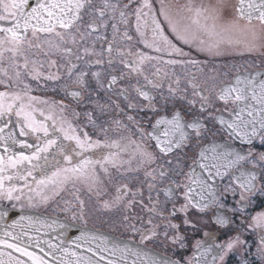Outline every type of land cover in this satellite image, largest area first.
Returning <instances> with one entry per match:
<instances>
[{
  "label": "snow or ice",
  "instance_id": "6c2138e0",
  "mask_svg": "<svg viewBox=\"0 0 264 264\" xmlns=\"http://www.w3.org/2000/svg\"><path fill=\"white\" fill-rule=\"evenodd\" d=\"M226 49H264V0H238L234 15L223 0L176 10L164 0H0V264H264V67L232 65L230 81L217 87L211 77L207 89L195 73L182 87L174 71L200 64L192 51ZM28 81L43 90L53 82L63 98L34 95ZM113 111L129 123L98 122ZM110 169L142 170L146 182L148 203L127 183L103 201L149 214L146 228L123 216L127 238L89 228L78 195V185L108 195ZM69 185L75 203L59 210L81 222L74 237L67 221L32 214ZM182 226L204 237L190 256L147 247L163 237L185 251Z\"/></svg>",
  "mask_w": 264,
  "mask_h": 264
},
{
  "label": "flooded vegetation",
  "instance_id": "af4514ba",
  "mask_svg": "<svg viewBox=\"0 0 264 264\" xmlns=\"http://www.w3.org/2000/svg\"><path fill=\"white\" fill-rule=\"evenodd\" d=\"M122 3H126L127 0H121ZM218 0H164L165 5L171 7L173 10L179 9L181 6L187 5L188 3H192L193 5L196 6H215L217 4ZM238 0H223V3L228 6L230 12L232 15L235 14V6L237 4ZM159 6V0H157V7ZM162 19V18H161ZM123 28V26H121ZM110 31V30H109ZM129 31L130 34H132L135 37V30H134V25L129 26ZM135 45L133 46V50H135ZM142 48V45H140ZM184 51H189L188 46H184ZM241 49H226L225 55L222 56H216V57H211L208 56L206 53H196L195 51H192L191 53V58L196 59L200 61V64L197 67H187V68H182L180 66H177L174 71L177 75L181 77V86L184 87L185 84L187 83V78H188V73H195L200 79L199 83L204 86L206 89L210 88L212 84V80L210 79L211 77H216V82H217V87L219 83L221 82H226L230 81L235 74V69L232 67V65H242L244 67H247L249 64L252 65L251 70H255L257 67H264V49H261L260 51L257 52H252V53H247L244 52L243 55H239L238 53L241 52ZM31 55V54H30ZM40 59H46L43 54H38ZM53 59H57L59 61L58 57H52ZM167 58V57H166ZM158 67H163L162 65H157ZM96 69H93L95 71ZM155 69L152 67H146L145 71L146 73H151ZM166 71H173L170 68H165ZM44 72L48 71L47 64L45 63V67L43 69ZM52 71H55V69H52ZM62 71V70H61ZM227 73V75H225ZM207 80V83L205 81ZM29 83L32 84V87L34 89L33 94L40 96L42 98H49V99H55L59 100L63 98L62 94H59L57 92L51 91V88L54 86L53 82H47V88L48 90H43V89H37L36 82L28 81ZM170 80L166 79L165 80V89L167 88L168 83ZM43 83V81L41 82ZM115 99V97H113ZM68 100H65V103H68ZM103 102V101H102ZM73 107H75L73 103ZM217 107L223 110L224 106L220 103H217ZM231 107V106H229ZM78 111H83V107L77 108ZM170 111V110H169ZM163 113V110H162ZM128 115H133L137 116V113L135 112H128ZM140 115H143L141 113ZM120 119L122 120L125 124H128L129 122L127 121V118L125 115H117L115 111L110 113L106 117H101L99 118L98 122L103 123L104 121H107L109 119ZM186 119H190V117H185ZM83 120V116L81 117ZM137 119H139V116H137ZM105 127H109L110 131L108 132V136L111 139H119V134L122 130H116L112 131L111 129L114 127L112 125H109L107 123H104ZM90 134H93V138H96V134H94V130L91 128L87 129ZM127 134V133H125ZM101 139H103V136H100ZM134 139H138V137L134 136ZM226 138V137H225ZM192 154L189 153V156ZM126 158V157H125ZM171 158V157H170ZM173 162L175 163V159L173 158ZM191 161H187L183 164V171L186 173L188 171V163ZM156 165H153L155 167ZM133 168H135V163H133ZM111 174H112V184L107 185V180L105 179V183L109 188V194L108 195H103L99 196L97 201H94V203H97V206L94 205V209L89 210L86 214L87 216L84 215V218L88 221V226H92L94 228L102 229L107 232H110L114 235L121 236L124 238L132 236V233L130 230H126L124 228V221H123V216L128 215L130 217V220L128 221L129 223H135L137 227H149L146 223L148 219V213L143 212L139 206L134 207L133 209L125 212L124 209H116L113 208L111 210H106L103 208V201L105 200H111L112 195L114 194L115 187L118 186L119 184L122 183H127L130 188L133 190L140 188L144 192V197H145V203H148L147 201V188H146V182L145 178L143 175V171L141 170L140 172H124L123 169H121L120 172H117L115 169H110ZM121 172H123V175H121ZM179 180H183L184 177H178ZM80 188L79 194L86 193V197L89 196V193L95 194V192H89L86 187L78 185ZM66 192H69V194L73 197V190L71 185L68 186V188L65 190ZM78 194V195H79ZM80 197V196H79ZM82 200V198L80 197ZM72 200V199H71ZM73 201V200H72ZM73 203H75L73 201ZM179 203H183L182 200L179 201ZM99 205V207H98ZM79 206L77 205V208ZM89 209V208H88ZM86 210L85 204H84V211ZM259 210V209H257ZM70 215L71 213H67L66 217L67 219L70 220ZM58 216V215H57ZM133 216H140L143 217V220H133L131 217ZM61 217V216H60ZM193 220L196 219V217L193 215L191 217ZM76 223H81L79 219L76 221H73ZM154 224H159L162 223L158 219L153 220ZM204 230L211 231L212 228H206ZM160 231H163L162 227ZM181 231L184 235H186L188 239V244L189 247L181 252L177 251L173 245L168 244L166 241H163V237L159 238L160 242L157 243H149L147 247L154 249L162 254H165L167 256H170L172 258H179L181 256H190L192 253V245L195 244L197 239H203L202 232H196L191 228H184L182 226ZM172 233H170L171 235ZM134 239H138V236L133 237ZM250 241L252 238H248ZM223 241V237H221V242ZM254 250V246H253ZM230 264H238V261L236 258H233L230 262Z\"/></svg>",
  "mask_w": 264,
  "mask_h": 264
},
{
  "label": "rangeland",
  "instance_id": "374dc122",
  "mask_svg": "<svg viewBox=\"0 0 264 264\" xmlns=\"http://www.w3.org/2000/svg\"><path fill=\"white\" fill-rule=\"evenodd\" d=\"M79 196L84 201V204H85V207H86V210L84 211V215L87 216L86 213L89 210H92V208L94 209L95 208L94 205L97 206V203H94V201H97L98 196H96V194H91V193H89V196H87V197H86V193L79 194ZM71 199L74 201V194H73V197H72L69 194V192L64 191V192L61 193V196L57 198L56 202L51 203L49 205L47 210H45V208L42 207L38 211H41V212H44V213L58 215V216H61V217H66L67 213L61 212L59 209L61 207H64V200H71ZM98 207H99V205H98ZM53 209H55V210H53Z\"/></svg>",
  "mask_w": 264,
  "mask_h": 264
},
{
  "label": "water",
  "instance_id": "95a60500",
  "mask_svg": "<svg viewBox=\"0 0 264 264\" xmlns=\"http://www.w3.org/2000/svg\"><path fill=\"white\" fill-rule=\"evenodd\" d=\"M32 214H38V215H40V216H52V217H55V218H58L59 220H61V221H67L69 224H71V225H73V227H71L70 229H69V235L70 236H76V235H79V223H76V222H73V221H71V220H69V219H67V218H65V217H60V216H57V215H54V214H49V213H44V212H41V211H36V212H34V213H32ZM89 228H94V227H92V226H88ZM95 229H98V228H95ZM100 232H102V233H105V234H108V235H110V236H113V237H115V236H117V235H114V234H112V233H110V232H107V231H105V230H102V229H98ZM153 251H155V252H158V251H156V250H154V249H152ZM160 253V252H159ZM162 254V253H161ZM163 255H165V254H163ZM170 257V256H169ZM175 259V258H174Z\"/></svg>",
  "mask_w": 264,
  "mask_h": 264
}]
</instances>
